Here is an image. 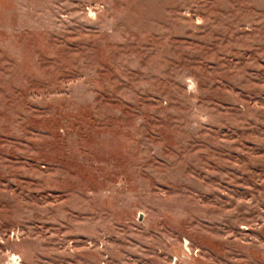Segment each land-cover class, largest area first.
Segmentation results:
<instances>
[{"label": "rangeland", "instance_id": "obj_1", "mask_svg": "<svg viewBox=\"0 0 264 264\" xmlns=\"http://www.w3.org/2000/svg\"><path fill=\"white\" fill-rule=\"evenodd\" d=\"M0 264H264V0H0Z\"/></svg>", "mask_w": 264, "mask_h": 264}]
</instances>
